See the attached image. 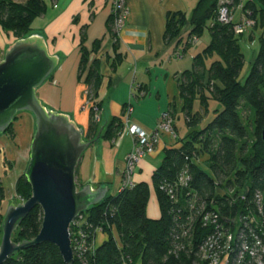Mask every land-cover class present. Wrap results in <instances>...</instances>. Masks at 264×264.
Returning a JSON list of instances; mask_svg holds the SVG:
<instances>
[{"label":"trees","instance_id":"1","mask_svg":"<svg viewBox=\"0 0 264 264\" xmlns=\"http://www.w3.org/2000/svg\"><path fill=\"white\" fill-rule=\"evenodd\" d=\"M219 1L201 0L190 19L181 13L168 16L167 42L176 40L187 51L193 47V39H200L205 31L211 42L195 56L193 69L185 72L179 82L181 112L185 115L188 134L179 141L178 147L165 150L163 162L153 175L161 218L151 220L147 216L151 189L146 183L107 195L100 205L84 214L88 220L85 232L90 237L89 246L99 229L107 239L100 245L95 244L83 257L75 258L74 264H200L198 247L213 232L202 228L197 216L200 207L205 206L207 212H219L223 221L224 218L232 220L254 214V195L256 192L264 194V0H250L243 10L262 28L259 51L244 85L239 82L245 63L241 38L235 35L234 24L218 21ZM239 3L240 0H234L232 6L238 7ZM46 9L45 0H0V27L16 41L26 39L30 37L33 23L45 14ZM109 34L115 40L113 45L117 52L119 39L114 33L112 15ZM100 47L101 42H95L89 50L83 31L79 78L84 77L87 100L95 102L99 114L102 103L97 100L103 77L101 61L92 59V55L98 54ZM209 59L212 60L210 65L207 64ZM118 63H121L120 57L113 67ZM196 101L200 102L201 111L194 112ZM212 102L218 105L213 120L198 130L204 121L203 114L207 115ZM244 111H248L253 119L246 120ZM171 114L173 116L174 112ZM95 116L96 111L90 110L86 136L89 143L94 144L98 139L113 140L121 132L123 123L120 118H114L104 127L101 138H97L102 127ZM250 128L254 139L251 144ZM13 130L11 125L5 134L11 135ZM205 154L210 156V173L196 164V160ZM186 170L190 181L180 188L178 184ZM173 186L180 188L176 200L167 193ZM243 189L247 192L246 201L240 197ZM231 190L234 194L229 195ZM16 194L22 202L32 197L25 174L17 181ZM4 201L5 189L0 186V211ZM191 203L196 206L189 209ZM43 218V210L35 208L13 235V242L21 244L34 240L40 234ZM224 224L233 228L225 221ZM1 234L0 230V244ZM5 264L65 262L57 246L46 243L21 251Z\"/></svg>","mask_w":264,"mask_h":264},{"label":"crops","instance_id":"2","mask_svg":"<svg viewBox=\"0 0 264 264\" xmlns=\"http://www.w3.org/2000/svg\"><path fill=\"white\" fill-rule=\"evenodd\" d=\"M200 1L128 0L130 16L116 52L109 34L110 0H45L46 12L35 20L30 36L44 38L49 54L59 62L52 79L37 90V98L48 110L70 116L85 131L87 141L90 125V115L84 114L89 112L84 109L87 91L82 86L84 77L79 78L82 33L85 31L89 50L95 42H101L99 53L92 55V59H100L103 77L97 100L102 103V128L97 138H101L104 127L114 118H120L123 123L115 139H98L84 153L76 174L79 187L91 186L94 191L111 187L107 195L120 192L128 182L124 175L126 161L134 149L130 127L152 132L163 113H181L180 79L193 69L194 58L202 51L198 52V45L184 51L178 41L167 42V21L170 14L176 13L190 19ZM15 41L12 34L0 27L1 54ZM210 42L211 38L208 45ZM117 57L121 58V63L113 67ZM174 124L176 140L163 136L157 152L142 160L132 178L135 185L146 183L150 186L147 216L151 220L161 218L153 175L163 162L165 150L178 147L179 141L186 137H179L175 121ZM13 129V137L0 135V186L5 191L14 188L25 173L36 130L35 117L29 113L20 114ZM97 238V245L107 239L104 234Z\"/></svg>","mask_w":264,"mask_h":264},{"label":"water","instance_id":"3","mask_svg":"<svg viewBox=\"0 0 264 264\" xmlns=\"http://www.w3.org/2000/svg\"><path fill=\"white\" fill-rule=\"evenodd\" d=\"M58 62L49 54L45 39L35 35L16 41L0 62V135L22 113L32 114L36 121L24 173L32 197L17 206L12 203L6 211L0 264L46 243L57 246L65 264H74L71 226L82 214L100 205L111 189L94 191L84 186L79 190L77 168L91 143L85 141V131L70 116L48 110L37 98V90L54 73ZM37 207L44 213L40 234L32 241L13 242L15 232Z\"/></svg>","mask_w":264,"mask_h":264},{"label":"built area","instance_id":"4","mask_svg":"<svg viewBox=\"0 0 264 264\" xmlns=\"http://www.w3.org/2000/svg\"><path fill=\"white\" fill-rule=\"evenodd\" d=\"M110 2L112 7L111 15L113 16L114 33L119 39L130 16L128 0H110ZM233 3V0L219 1V22L225 24H231L233 22L234 17L231 13V6ZM239 9L243 12L242 6ZM243 21L247 26L253 24L252 21L245 19V17ZM235 32L236 34L243 33L242 28L239 26L235 27ZM113 41L115 40L113 39ZM197 42L198 39L194 38L193 45L197 44ZM86 94L88 95V92H86ZM84 109L89 111L92 109L95 110V120L97 122L101 121V116L98 113L95 102L87 100ZM129 110L131 111V108ZM129 131L131 136L134 138V149L127 157L126 171L124 175L127 177L128 182L122 189L133 188L135 186L132 178L134 177L138 166L145 157L154 155L157 152L163 136H170L172 140H176L177 138L171 112H165L160 116L157 127L152 132H145L135 126H131ZM189 181L190 177L188 176V172L186 170L182 173L180 183L178 185L180 188L185 187L188 185ZM179 187L173 186L167 190L171 199L174 200L176 198L175 195ZM232 194V191L229 192V195ZM240 197L241 200L246 201L248 197L247 192L244 194L241 193ZM252 204L255 206L253 215L246 216L244 218L238 217L232 220L224 218L225 223H227L228 226H232V229L227 228L219 212H207L205 206L198 209L197 216L201 221L202 228L213 230V232H211V234L198 247L197 257L200 259V264H264V194L256 192L252 200ZM84 214H82L71 226L72 229L80 223V220H84L80 231L83 235L82 237L84 238V244L80 248H76L77 240H81V238H76L77 240L75 243L72 240L75 258L83 257L86 253L92 251L94 245L97 244L98 235L103 234L101 229L97 230L92 241V245L89 246L90 237L85 232V226L88 224V220ZM193 221L194 219L192 222ZM190 225L191 239L193 240V225L192 223ZM71 229L70 233L72 238Z\"/></svg>","mask_w":264,"mask_h":264},{"label":"rangeland","instance_id":"5","mask_svg":"<svg viewBox=\"0 0 264 264\" xmlns=\"http://www.w3.org/2000/svg\"><path fill=\"white\" fill-rule=\"evenodd\" d=\"M16 1L25 2L26 0H16ZM248 1H250V0H245V1L240 0V3L238 5V7L231 6V13H232V16L234 17L233 18V22L231 24H234V32H235V27H237V26L241 27L242 31H243V33H238V34H236V32H235V35L237 37L241 38V41H240L241 49H242V53L245 56V63H244V66H243V70H242V72H241V74L239 76V82L242 85H244L246 83V80H247V78H248V76H249V74L251 72L254 60L256 59V56L258 54L259 46H260L259 45V39H260V36H261V33H262V28L258 27L256 25V22L252 18L247 16V13L245 14L244 11H243L242 12L243 15L241 17V14L239 12L240 11L239 8L242 6V10H245V7H246V4H247ZM218 16H219V10H218ZM244 17H245V19L252 21L253 24H251L250 26H247L246 24H244L245 23L243 21ZM222 24H225V23H222ZM209 38H210V35H209L208 31H205L204 35L200 39H198L197 44H194L193 46L196 47L198 45L197 48H196V49H199L198 52L203 51L204 48L207 47V45L209 43ZM5 53L6 52L1 54V58L0 59H2V60L4 59ZM210 63H212L211 59L208 60L207 64L210 65ZM82 86L84 87L85 85L82 84ZM217 106L218 105L216 104V102H212L211 103L207 115L203 114L204 115V121H203V124L199 127L198 130H200L201 128H203L205 125H207L209 122H211L213 120L214 109ZM196 111H201V107H200V102L199 101H196L195 104H194V112H196ZM84 114L89 116L90 115V111L86 112ZM101 114H100V116H101ZM176 114L177 113L173 114V120L177 124L179 137L183 138V137L187 136V134H188V127L186 126L185 115L181 112V113H178L177 117H176ZM243 116H244V118L246 120H249L250 118H251V120L253 119V116L248 111H244ZM176 118H177V120H176ZM101 123L102 122L100 121L98 124H101ZM174 126H175V124H174ZM250 130H251L250 131L251 137L249 139V143L251 144L254 139H253V133H252L253 130H252V128H250ZM175 131H176V128H175ZM10 136L13 137V134H11ZM209 160H210V156L205 154V155H203L202 157H200V158H198L196 160V164L198 166H200L206 172L210 173V167H209L210 166V163H209L210 161ZM28 163H29V157H28V162H27L26 168L28 166ZM26 168H25V171H26ZM23 175H24V173H23ZM21 177L22 176H20L19 178H21ZM78 188H79V190L82 189L79 186H78ZM231 191L234 194V190H231ZM242 193L243 194L246 193V190L243 189ZM12 203L15 206L24 203L17 197L16 186L13 189L11 188V190L5 191V201L3 202L2 207H1V211H0V230L1 231H2V223H3L4 217H5L6 211L11 206ZM192 206H196V205L194 203L193 204L191 203L189 209H192ZM82 220H80V223L78 225H76V226H74L72 228V240L74 241V243L77 240L76 238H78V239L81 238V240H82V241L81 240H77L76 248H80L84 244V242H83L84 238L82 237L83 235H82V233H80V231L82 229L81 226H82V224L84 222V220L83 221ZM2 237H3V232L1 234V242H2ZM97 242H98V238H97Z\"/></svg>","mask_w":264,"mask_h":264},{"label":"bare ground","instance_id":"6","mask_svg":"<svg viewBox=\"0 0 264 264\" xmlns=\"http://www.w3.org/2000/svg\"><path fill=\"white\" fill-rule=\"evenodd\" d=\"M13 189V188H12Z\"/></svg>","mask_w":264,"mask_h":264}]
</instances>
